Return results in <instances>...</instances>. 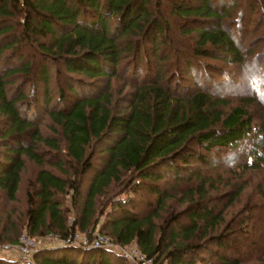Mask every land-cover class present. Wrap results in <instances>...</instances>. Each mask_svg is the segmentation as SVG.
<instances>
[{"label": "trees", "instance_id": "trees-1", "mask_svg": "<svg viewBox=\"0 0 264 264\" xmlns=\"http://www.w3.org/2000/svg\"><path fill=\"white\" fill-rule=\"evenodd\" d=\"M249 1L254 14L257 6ZM164 2L180 21L181 35L196 37L192 55L181 57L179 67L194 86L205 79L206 89L175 87L168 80L170 70L163 63L170 57L162 55L160 44L169 45V24L158 14ZM238 4L0 0V242H18L23 229L31 236L98 229L117 245H137L155 264H206L207 257L218 264H242L219 251L227 247L225 209L239 192L221 208L218 200L211 201L215 179L203 171L217 168L211 154L223 148L246 154L239 164L244 172L261 170L264 120L256 126L244 105L233 106L232 99L220 95L231 82L210 84L204 72L211 66L200 60L245 64L243 35L239 39L231 21ZM144 41L154 48L158 70L135 86L126 105L117 107L108 90L99 93L98 79H106L108 86L126 58H141ZM24 43L34 54L25 53ZM257 56L253 63L260 68ZM140 58L138 74L143 70ZM53 71L63 76L58 100L51 89ZM44 116L49 135L42 133ZM28 162L35 171L23 188ZM193 179L199 180L197 185L180 191L181 201L187 202L182 213H171L158 224L160 212L176 198L171 189ZM120 188L125 195L110 196L102 210L101 198ZM260 193L264 197V188ZM149 194L157 198L156 205L142 216L135 210ZM35 262L132 264L113 249L72 245L43 247ZM0 264L19 263L0 256Z\"/></svg>", "mask_w": 264, "mask_h": 264}, {"label": "rangeland", "instance_id": "rangeland-1", "mask_svg": "<svg viewBox=\"0 0 264 264\" xmlns=\"http://www.w3.org/2000/svg\"><path fill=\"white\" fill-rule=\"evenodd\" d=\"M236 1L239 4L231 21L233 22V32L239 36V39L241 37L240 35H243V37H241V45L242 49L247 53L245 64L238 65L213 59L200 60L202 63L210 64L211 66L208 68V71L204 72L208 82L212 85H214L215 82H231V85L222 87L219 94L232 99L233 106L244 105L253 115L255 125L259 126L264 120V0H253L257 6L254 14H252V10L249 9V4L251 3L249 0ZM158 9V14L162 15L163 19L167 20L169 24V29L166 31L169 45L168 47H164L162 42L160 44L162 55L170 57L166 64L163 63L164 69L170 70L167 74L169 77L168 80L173 79L171 83L176 84L175 87H178V83H181L187 85L191 90L197 88L206 89L207 87L205 86H207V84L205 79L201 78L199 82L197 81V86H194L191 80L192 78L179 67L181 57L183 59L186 55H192L193 46L196 43L195 35H181V23L172 16L171 4H169V2H164L161 9ZM241 12L244 14L241 15ZM240 28L241 30H239ZM22 47L27 55L34 54V51L31 52L26 43H24ZM153 49L150 43L144 41V47L141 50V58L134 55H130L129 58H126L118 68V75L113 77L108 86L106 79H98L100 87L99 93L108 90L115 106L126 105V101L130 93L135 89V86L142 81H146V79L153 78L158 70L157 65L159 62L155 59L156 56H154L155 53ZM257 55H260L262 59L260 68H255V64L253 63ZM139 58L142 60L143 66L141 69L143 70L138 74L137 68H139ZM196 59L197 58H195V60ZM62 77L60 78L62 79ZM60 78H58V74L53 71L51 89L56 100L59 98L57 86L61 84ZM211 88H213L212 91L215 92V88ZM59 107L61 108L62 104H60ZM41 121L42 133L44 135H49L50 130L48 126L50 122L48 118L44 116ZM199 150L204 153V150ZM91 151L94 152V149ZM211 157L216 158L218 164L217 168L205 169L203 171L204 175L211 176L216 182L213 193L211 194V201L218 200L219 206L222 208V206L229 201L232 194L239 192L233 203L225 209V220L222 227L224 233L228 236L225 241L227 247L224 249L219 248V251L230 257L241 259L243 261L242 264H264V197H262L260 193L261 189L264 188V164L261 170H249L244 172L239 164L245 159L246 154L233 151L229 148L214 149ZM232 168L233 171H231ZM26 169L24 183L22 184L23 188L25 187L24 185L27 184L26 177L33 174L35 166L33 163L28 162ZM85 178L84 187L86 189L89 186L88 180L90 176H86ZM198 182L199 180L194 179L192 182L190 180L185 182L182 181L176 188L173 187L171 189V196L173 197L176 195V198H170L166 208L160 212L161 216L156 219L158 224L161 225L164 219H166V216L171 213H182V210L187 206V202L181 201L180 191L192 185H197ZM170 183V185L174 184L173 181H170ZM120 191L121 188L117 189V191L109 190L108 194L101 198V202L104 203L102 210H107L109 206L108 198L110 196H117L118 194L121 196L125 195L124 192L122 193ZM128 192L127 190V193ZM143 198L144 199L141 200V205L135 211L145 216L153 211L157 198L150 194L144 195ZM21 200H23V195L21 196ZM148 202H150V204H148ZM215 202H213L212 205H214ZM2 206H4V202L0 201V211L3 210ZM104 218L105 215H102L99 226L102 225ZM96 232H99L98 229L95 232L92 231L90 235L93 236ZM23 233L29 234L26 229H23L18 237H21ZM33 237L37 240L38 252L41 248L49 247L51 246L50 244L54 243L51 234L46 233L41 236L38 235ZM6 243L12 244L13 242L6 240L0 242V246L6 245ZM116 247L119 248V245H116ZM126 247L134 248L135 245ZM213 248H215V250L218 249L217 246ZM207 260L206 264H218L217 260H209L208 257ZM35 264H37V262H35Z\"/></svg>", "mask_w": 264, "mask_h": 264}, {"label": "built area", "instance_id": "built-area-1", "mask_svg": "<svg viewBox=\"0 0 264 264\" xmlns=\"http://www.w3.org/2000/svg\"><path fill=\"white\" fill-rule=\"evenodd\" d=\"M73 221L74 219H71L69 225H72ZM50 234L54 243L49 247L72 245L81 248H107L120 252L132 264H155L154 258H148L137 245L134 248L119 245L117 248L112 237L105 233L96 232L92 236L88 232L74 229L68 236L60 233ZM37 244L33 236L23 233L18 242L0 246V256L13 259L19 264H35V255L39 250Z\"/></svg>", "mask_w": 264, "mask_h": 264}]
</instances>
